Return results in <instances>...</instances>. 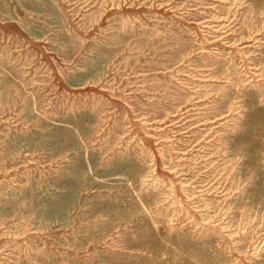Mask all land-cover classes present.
Masks as SVG:
<instances>
[{
    "label": "rangeland",
    "instance_id": "1",
    "mask_svg": "<svg viewBox=\"0 0 264 264\" xmlns=\"http://www.w3.org/2000/svg\"><path fill=\"white\" fill-rule=\"evenodd\" d=\"M0 264H264V0H0Z\"/></svg>",
    "mask_w": 264,
    "mask_h": 264
},
{
    "label": "bare ground",
    "instance_id": "2",
    "mask_svg": "<svg viewBox=\"0 0 264 264\" xmlns=\"http://www.w3.org/2000/svg\"><path fill=\"white\" fill-rule=\"evenodd\" d=\"M208 26V25H207ZM222 27H225V26H222ZM223 32H226V31H223ZM229 34L230 33H227V34H224L222 37H220L221 39H223L224 41H228L227 39L229 38ZM250 40H253L252 38H249V39H247V38H245V37H242L238 42H237V44H242V43H244V42H246V41H250ZM250 45H246L245 47H249ZM250 58V57H249ZM251 69H256L255 67H250ZM250 73V75H249V78H252V77H255L256 75V73L254 72V71H250L249 72ZM253 80V79H252Z\"/></svg>",
    "mask_w": 264,
    "mask_h": 264
}]
</instances>
